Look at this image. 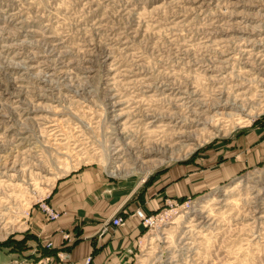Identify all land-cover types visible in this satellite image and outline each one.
I'll list each match as a JSON object with an SVG mask.
<instances>
[{"label":"rangeland","instance_id":"1","mask_svg":"<svg viewBox=\"0 0 264 264\" xmlns=\"http://www.w3.org/2000/svg\"><path fill=\"white\" fill-rule=\"evenodd\" d=\"M257 127L264 0H0V262L34 234L33 209L59 212L48 199L75 170L102 168L139 197L215 155L235 172L186 195L189 209L164 196L131 264H264V154H224Z\"/></svg>","mask_w":264,"mask_h":264},{"label":"crops","instance_id":"2","mask_svg":"<svg viewBox=\"0 0 264 264\" xmlns=\"http://www.w3.org/2000/svg\"><path fill=\"white\" fill-rule=\"evenodd\" d=\"M263 133L259 127L249 129L233 139L224 154L236 155L238 160H251L255 150L264 154ZM236 142L238 150H234ZM210 157L213 161L206 172L194 164H178L153 179L139 197H133L134 187L111 179L102 168L91 165L71 172L57 181L48 199L60 216L49 220L42 210L33 209L28 221L33 239H27L22 249L3 248L6 260L0 264H64L60 252L72 264H84L89 255L92 264H131L137 239L145 230L133 210L142 206L149 213L163 205L166 195H194L219 181L221 174L235 172L239 165L235 159L221 164V156ZM141 186L139 183L135 189ZM118 213L126 221L114 226L111 220ZM66 232L71 240L64 239ZM48 241L53 242L50 248L45 246Z\"/></svg>","mask_w":264,"mask_h":264},{"label":"built area","instance_id":"3","mask_svg":"<svg viewBox=\"0 0 264 264\" xmlns=\"http://www.w3.org/2000/svg\"><path fill=\"white\" fill-rule=\"evenodd\" d=\"M195 200L192 197H180L179 199L175 200L174 202L167 201L166 204L171 207V209L179 210L180 207L189 209L194 205ZM45 210L46 216H48L49 219L55 220L59 215V212L52 210L51 207H49L47 204L43 206ZM133 213L140 219L142 225L145 228L152 227L154 224H157V222L160 220V215L162 213L158 212H145L142 208H136ZM126 221V217L122 213H118L113 216L111 223L114 226L123 225ZM64 239L71 240V234L69 232H66L63 234ZM53 245L52 241H48L45 243L46 247H51ZM59 256L61 260L64 262V264H72L66 259L65 252H60ZM84 264H92L91 256L89 255Z\"/></svg>","mask_w":264,"mask_h":264},{"label":"bare ground","instance_id":"4","mask_svg":"<svg viewBox=\"0 0 264 264\" xmlns=\"http://www.w3.org/2000/svg\"><path fill=\"white\" fill-rule=\"evenodd\" d=\"M187 58H188V57H187ZM234 91H235V90H234ZM240 94H241V93H240ZM228 98H229V96H228ZM230 98H231V97H230ZM217 99H218V98H217ZM219 100H220V99H219ZM227 101H228V100H227ZM238 102H239V101H238ZM238 102H237V103H238ZM215 103H216V102H215ZM231 103H232V102H231ZM257 103H258V102H257ZM241 104H242V103H241ZM241 104H239V103H238V104H235V103L233 102V104H222V105H215V104H214V105H215L216 107H228V106H231V105H232L234 108H237V109L239 108V109H241V107H240ZM201 107H202V106H201ZM207 108H208V107H207ZM228 109H229V108H228ZM230 109H231V108H230ZM210 110H211V109H210ZM223 110H224V109H223ZM221 111H222V109H221ZM246 113H247V112H246ZM214 115H217V114H214ZM214 115H213V117H215ZM227 115H229V114H226V112H224V115L222 114L221 117H223V116L226 117ZM230 115H231V114H230ZM215 119H216V120H220L221 118H215ZM250 119H251V118H250ZM247 120H248V119H247ZM0 148H1V147H0ZM5 166H6V165H5ZM192 251H193V250H192Z\"/></svg>","mask_w":264,"mask_h":264},{"label":"trees","instance_id":"5","mask_svg":"<svg viewBox=\"0 0 264 264\" xmlns=\"http://www.w3.org/2000/svg\"><path fill=\"white\" fill-rule=\"evenodd\" d=\"M32 237L33 235L29 236L28 238L26 237L24 242H26L27 239L32 238Z\"/></svg>","mask_w":264,"mask_h":264}]
</instances>
